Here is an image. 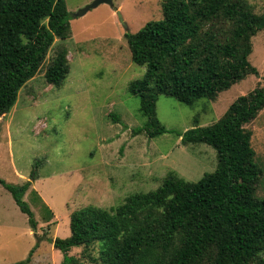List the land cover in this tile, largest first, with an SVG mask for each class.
<instances>
[{"label":"trees","instance_id":"1","mask_svg":"<svg viewBox=\"0 0 264 264\" xmlns=\"http://www.w3.org/2000/svg\"><path fill=\"white\" fill-rule=\"evenodd\" d=\"M70 20L65 0H0V116L17 105L56 40L70 37ZM260 32L264 13L250 0H164L160 20L125 33L132 62L145 68L129 84L146 118L135 133L153 139L169 132L157 116L160 95L193 106L258 76L250 57ZM69 71L68 50L60 48L45 81L61 87ZM263 110L260 86L238 97L213 125L178 134L185 146L206 144L217 153L216 170L198 182L170 172L156 190L132 194L116 207L75 211L71 235L53 241L62 264H79L69 255L75 248L85 254L97 249L100 264H264V197L257 195L263 170L246 128ZM31 183L0 178L36 230L35 214L24 201ZM32 254L14 264H30Z\"/></svg>","mask_w":264,"mask_h":264},{"label":"rangeland","instance_id":"2","mask_svg":"<svg viewBox=\"0 0 264 264\" xmlns=\"http://www.w3.org/2000/svg\"><path fill=\"white\" fill-rule=\"evenodd\" d=\"M93 1L65 0L71 15L70 37L56 40L42 70L20 92L17 105L0 116V178L15 185L32 182L24 201L38 222L33 230L28 216L0 184V264L24 261L32 251L30 264H62L64 255L53 241L71 235L70 217L75 211L116 207L132 194L156 190L170 172L188 182L213 173L216 151L206 144L185 146L178 134L198 124L213 125L238 97L264 86V32H260L253 38L250 57L258 76H248L215 101L193 106L160 95L157 116L169 132L153 139L137 134L135 129L146 118L129 84L142 78L145 68L132 62L125 33L160 20L164 0H113L115 9L102 4L77 16ZM250 2L257 13H264L263 1ZM60 48L68 50L70 71L64 84L56 87L44 75ZM246 128L253 133L256 161L263 170L257 189L262 198L264 110ZM97 252L85 254L83 248H75L69 255L79 264H100Z\"/></svg>","mask_w":264,"mask_h":264},{"label":"water","instance_id":"3","mask_svg":"<svg viewBox=\"0 0 264 264\" xmlns=\"http://www.w3.org/2000/svg\"><path fill=\"white\" fill-rule=\"evenodd\" d=\"M102 4H107L109 5L112 9H115L114 1L113 0H94L89 6L85 7L82 9L77 16H83L85 15L88 11L97 8L99 5ZM116 14L119 18V21L124 25L125 29L127 30L128 27L123 21V17L121 15V12L119 10L116 11Z\"/></svg>","mask_w":264,"mask_h":264},{"label":"crops","instance_id":"4","mask_svg":"<svg viewBox=\"0 0 264 264\" xmlns=\"http://www.w3.org/2000/svg\"><path fill=\"white\" fill-rule=\"evenodd\" d=\"M34 80V79H33ZM31 82V81H30Z\"/></svg>","mask_w":264,"mask_h":264}]
</instances>
